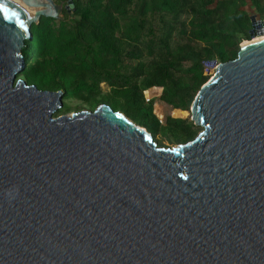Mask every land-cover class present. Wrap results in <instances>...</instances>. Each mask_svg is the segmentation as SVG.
Here are the masks:
<instances>
[{
	"label": "water",
	"instance_id": "1",
	"mask_svg": "<svg viewBox=\"0 0 264 264\" xmlns=\"http://www.w3.org/2000/svg\"><path fill=\"white\" fill-rule=\"evenodd\" d=\"M71 3L0 0V264H264V39L197 91L200 131L158 145L106 103L55 115L65 91L17 78L31 25Z\"/></svg>",
	"mask_w": 264,
	"mask_h": 264
},
{
	"label": "trees",
	"instance_id": "2",
	"mask_svg": "<svg viewBox=\"0 0 264 264\" xmlns=\"http://www.w3.org/2000/svg\"><path fill=\"white\" fill-rule=\"evenodd\" d=\"M249 1L264 19V0ZM245 2L72 0L60 19L41 17L31 25L20 50L27 65L17 78L39 90L65 91L60 115L66 101L93 109L106 103L154 141L159 135L158 145L184 143L196 135L186 121L195 94L217 63L234 59L239 42L250 38Z\"/></svg>",
	"mask_w": 264,
	"mask_h": 264
},
{
	"label": "rangeland",
	"instance_id": "3",
	"mask_svg": "<svg viewBox=\"0 0 264 264\" xmlns=\"http://www.w3.org/2000/svg\"><path fill=\"white\" fill-rule=\"evenodd\" d=\"M245 1H246V2H245V6L243 7V9H244V10L248 13V15L251 17L253 23L258 22L261 18L259 17V14L257 13L256 9L251 5V3H250L249 0H245ZM261 20H263V19H261ZM261 20H260V21H261ZM250 35H251V34H250ZM255 37H256V36H255ZM250 38L253 39L254 37H250ZM250 38H249V39H250ZM245 40H247V39H243V40H241V41L239 42V45H238V46H240V44L243 43V41H245ZM178 42H179V44H180V43L183 42V40H181V38L178 37ZM20 55H21V53H20ZM25 65H27V61H26V64H25ZM101 89H102V92H107V91H108V87H106L104 84L101 85ZM195 95H196V94H195ZM65 100H67V97H64L63 103H64ZM66 104H67V110L64 111L63 114H66V113H67V114H71L72 112L80 111V110H82V109H84V108H87V109H90V110L93 109L92 107L90 108V107H88V106H86V105H83V104L77 102V101H66ZM98 105H99V104H96V105L94 106V108H96ZM190 106H191V105H190ZM158 108L162 111L161 113H162L164 116L167 115V114H169V109H168V107L163 106V105H159ZM189 110H190V108H189ZM58 111H59V110H58ZM58 111H57V113H56L55 115H60V113H59ZM186 121H187V124L190 125L191 130L196 131V134L200 131L201 128H200L199 126L195 125V124L193 123V121L191 120L190 117H188V119H187ZM160 141H163V140H162L161 137L158 135V136H157V139H156V142H157V143H160ZM179 143H181V142L173 140L172 146H175V145H177V144H179Z\"/></svg>",
	"mask_w": 264,
	"mask_h": 264
},
{
	"label": "bare ground",
	"instance_id": "4",
	"mask_svg": "<svg viewBox=\"0 0 264 264\" xmlns=\"http://www.w3.org/2000/svg\"><path fill=\"white\" fill-rule=\"evenodd\" d=\"M13 1V0H12ZM18 6H20L21 8H23L21 5H19L17 2H15ZM24 9V8H23ZM260 39H264V34L263 35H259L254 37L252 40L256 41V40H260ZM244 43V42H243Z\"/></svg>",
	"mask_w": 264,
	"mask_h": 264
},
{
	"label": "crops",
	"instance_id": "5",
	"mask_svg": "<svg viewBox=\"0 0 264 264\" xmlns=\"http://www.w3.org/2000/svg\"><path fill=\"white\" fill-rule=\"evenodd\" d=\"M57 2H61V1H64V0H56Z\"/></svg>",
	"mask_w": 264,
	"mask_h": 264
}]
</instances>
